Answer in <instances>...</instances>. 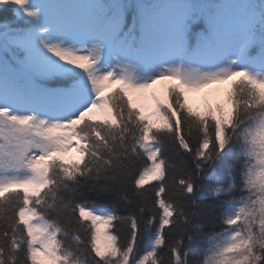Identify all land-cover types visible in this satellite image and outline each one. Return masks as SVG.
I'll list each match as a JSON object with an SVG mask.
<instances>
[{
  "label": "snow or ice",
  "instance_id": "obj_1",
  "mask_svg": "<svg viewBox=\"0 0 264 264\" xmlns=\"http://www.w3.org/2000/svg\"><path fill=\"white\" fill-rule=\"evenodd\" d=\"M8 7L0 264H264V0Z\"/></svg>",
  "mask_w": 264,
  "mask_h": 264
},
{
  "label": "trees",
  "instance_id": "obj_2",
  "mask_svg": "<svg viewBox=\"0 0 264 264\" xmlns=\"http://www.w3.org/2000/svg\"><path fill=\"white\" fill-rule=\"evenodd\" d=\"M9 21V22H13V15H12V9L11 7H8L6 9H3V10H0V22H3V21ZM159 87V86H157ZM216 87H222V86H211L209 89H205L203 90V92L201 93V96H200V104L198 106H193V107H201L202 104H203V100L205 97H207L210 101L214 100L215 99V96H214V89ZM165 156L166 157H172V153L171 151H168V152H165ZM146 160V157L144 158ZM185 159H188L187 156H185ZM174 175L176 176V178L178 179L181 175V171L179 170H174ZM155 183V182H153ZM147 188H151V185H146ZM172 193L169 192L167 195H171ZM162 195H165V194H162ZM117 211L120 213V214H124V209L122 206H117ZM100 230L101 232H103L105 230V226L104 225H100ZM205 231H211L212 228L211 226H208L204 229ZM216 231H219L220 230V226L219 224H217L216 228H215ZM108 231H111V229L109 228ZM126 229L124 227H120V233H121V237L123 238V236L126 234ZM144 247H145V241H141L140 242V245H139V249H138V252H142L144 250ZM191 258V257H190ZM201 258H202V254H201Z\"/></svg>",
  "mask_w": 264,
  "mask_h": 264
},
{
  "label": "rangeland",
  "instance_id": "obj_3",
  "mask_svg": "<svg viewBox=\"0 0 264 264\" xmlns=\"http://www.w3.org/2000/svg\"><path fill=\"white\" fill-rule=\"evenodd\" d=\"M189 99L193 106L198 105L199 104V93H190ZM145 103H150V101H145ZM66 158L68 160L75 159L76 158L75 151H70L69 153H67Z\"/></svg>",
  "mask_w": 264,
  "mask_h": 264
}]
</instances>
